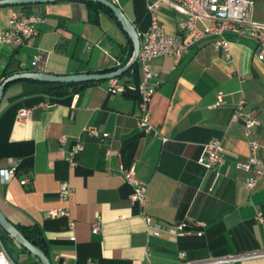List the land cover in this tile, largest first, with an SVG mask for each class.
<instances>
[{"label": "crops", "instance_id": "1", "mask_svg": "<svg viewBox=\"0 0 264 264\" xmlns=\"http://www.w3.org/2000/svg\"><path fill=\"white\" fill-rule=\"evenodd\" d=\"M115 1L138 32L147 28L146 0L125 5ZM259 3L254 17L264 20V1ZM163 9L174 11L162 3L157 10L160 24L167 33L177 32V12L168 19ZM13 10L41 13L45 21L27 43L0 45V82L6 73L26 70L101 71L123 65L128 56L127 33L101 8L93 21L85 1L0 5V30ZM226 36L231 57L208 38L179 59L163 55L151 60L159 81L149 103L150 118L166 140L138 126L136 90L111 93L106 79L61 95L51 94L48 82L28 79L5 87L0 100V170L14 166L15 174L6 181L0 177V209L15 225L40 227L51 264H87L89 259L93 264H177L180 250L194 264H264V254L233 258L264 251V175L251 189L246 187L244 178L250 172L236 164L249 154L247 137L243 123L231 120L235 104L245 99V107L259 120L256 156L264 163V58L255 53L251 37L232 32ZM36 52L41 58L32 65ZM140 75L139 68L137 75L120 77L136 85ZM218 91L225 101L214 105ZM20 106L31 107L29 119L17 118ZM88 125L109 135L102 140L88 134ZM212 137L221 138L224 146L216 179L213 170L198 162L203 144ZM75 140L83 149L70 165L65 154ZM122 166H134L145 184L148 200L143 207L130 199L132 187L121 174ZM22 178L27 182L21 183ZM62 180L72 188L67 201L58 196ZM59 205L68 208V216L46 215ZM142 209L163 226L179 220L202 223L183 235H155L146 228ZM98 218L101 227L93 233L91 224ZM23 257L41 264L31 253Z\"/></svg>", "mask_w": 264, "mask_h": 264}, {"label": "built area", "instance_id": "2", "mask_svg": "<svg viewBox=\"0 0 264 264\" xmlns=\"http://www.w3.org/2000/svg\"><path fill=\"white\" fill-rule=\"evenodd\" d=\"M256 0H146V8L149 12V23L145 30L138 32L140 46L137 62L140 68V79L136 85H128L121 80V77L113 76L106 79V86L109 92H122L127 87L135 89L138 96L137 112L135 114L138 126L145 132L155 136H160L166 140L158 128L151 122L149 103L159 81L158 72L151 67V60L155 57L170 55L179 59L184 56L198 42L204 39H212V42L220 47L224 55L231 57L229 41L226 36L228 32L244 34L255 40V53L264 58V20H257L254 17V5ZM264 1V0H263ZM165 3L177 12V32L167 33L160 24L157 10L161 4ZM45 21V16L41 13H24L21 10H13L8 17L7 26L0 30V45L18 47L30 41L38 32V25ZM41 58V53L33 55L32 65H36ZM243 78V77H242ZM224 94L218 91L214 105L224 102ZM18 119L27 120L31 117V107L20 106L17 108ZM231 120L241 121L247 137L249 154L245 161L238 162L236 166L250 172L244 178V183L251 189L256 181L264 175V163L256 156V151L260 142L254 136L255 127L259 123L254 110L245 107V99L240 98L235 104ZM88 134L95 135L102 140L109 135L108 131H100L97 127L88 125L85 128ZM64 137H61V141ZM83 149V143L75 140L67 150L65 157L70 165L75 164L76 154ZM105 154H109L106 146ZM224 160V146L221 138L212 137L207 140L199 155L198 162L205 168L214 172L215 179L219 175V167ZM121 174L125 181L132 187L130 199L132 202L143 207L148 198L146 186L135 173L134 166L121 167ZM15 174V167L11 166L0 170L2 180H8ZM21 183L27 182V178H22ZM71 185L68 181L62 180L58 186V196L62 201H67L71 193ZM47 216H68L69 210L64 205L52 207L46 211ZM146 228L155 235L172 232L176 235H183L191 232L202 222L179 220L171 225L163 226L154 217L141 210ZM257 219L262 220L261 212H257ZM72 222V221H71ZM72 226V223H70ZM101 227V220L98 218L91 224V231L96 233ZM201 234V230H195ZM264 254V251L238 254L233 258L249 255ZM178 256L181 259L177 264H194L186 260V252L180 250ZM0 264H17L5 248L0 238ZM87 264H93L89 259Z\"/></svg>", "mask_w": 264, "mask_h": 264}, {"label": "water", "instance_id": "3", "mask_svg": "<svg viewBox=\"0 0 264 264\" xmlns=\"http://www.w3.org/2000/svg\"><path fill=\"white\" fill-rule=\"evenodd\" d=\"M55 0H0V5H14L23 3H39ZM108 6L114 13L115 17L121 23L123 30L127 33L132 41V53L130 58L123 65L118 66L116 69L109 71H95V72H77V73H52L47 71L26 70L13 72L2 78L0 82V100L3 96L5 86L12 81L18 79H33L41 82L48 83H68L80 82L89 80L107 79L113 76H122L123 73L137 61L140 40L139 34L135 24L126 15L121 6L115 0H93ZM0 227L12 237L20 246L29 251L33 256L40 260L41 264H51V260L46 252L40 247L33 244L28 240L24 234L11 222L7 216L0 209Z\"/></svg>", "mask_w": 264, "mask_h": 264}, {"label": "trees", "instance_id": "4", "mask_svg": "<svg viewBox=\"0 0 264 264\" xmlns=\"http://www.w3.org/2000/svg\"><path fill=\"white\" fill-rule=\"evenodd\" d=\"M85 1L88 5L91 6V12H90V18L93 21H97V9L101 8L103 9L105 12H107L115 21L117 24H119L120 27L121 23L118 21V19L115 17L113 11L106 5L97 2V1H93V0H82ZM28 3H23V4H14L12 6H22V5H26ZM129 37V36H128ZM130 40V44H129V51H128V56L125 60V62L128 60V58L130 57L131 53H132V41ZM124 62V63H125ZM123 63V64H124ZM118 66H112V67H107V68H103L101 71H109V70H113L116 69ZM138 62H134L130 68H128L123 75L125 74H134L137 75L138 73ZM8 75L7 73L5 74V76ZM28 80H33V79H28ZM36 81V80H34ZM98 80H89V81H80V82H68V83H49V92L51 94L54 95H61L67 92H74V91H78L79 89H81L83 86L95 82ZM13 82V81H12ZM11 82H9L7 85H9ZM6 85V86H7ZM5 86V87H6ZM17 228L24 234V236L30 240L33 244H35L36 246L40 247L41 249H43L46 252V247H45V240H44V236L42 234V231L40 229V227L35 224V223H29V224H16ZM22 250L29 253V251H27L25 248L22 247ZM47 254V252H46ZM35 257V256H34ZM37 262L40 263V260L35 257Z\"/></svg>", "mask_w": 264, "mask_h": 264}, {"label": "rangeland", "instance_id": "5", "mask_svg": "<svg viewBox=\"0 0 264 264\" xmlns=\"http://www.w3.org/2000/svg\"><path fill=\"white\" fill-rule=\"evenodd\" d=\"M131 2V0H121V3L124 5ZM260 0L255 1V10L258 11L261 8V4L259 3ZM166 11V17L169 19L171 16L174 15V11L163 9L162 12ZM160 15V13H159ZM124 77V76H123ZM123 77H121V80L123 81ZM0 238L5 246V248L8 250L11 257L14 259V261L17 264H30L28 259H25L23 257V253L25 254V251L22 250V246H20L12 237H10L1 227H0Z\"/></svg>", "mask_w": 264, "mask_h": 264}]
</instances>
